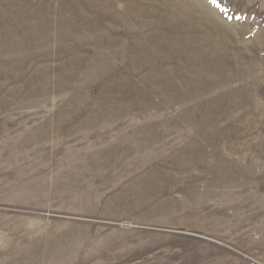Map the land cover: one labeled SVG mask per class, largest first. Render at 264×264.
Segmentation results:
<instances>
[{
  "label": "rangeland",
  "instance_id": "obj_1",
  "mask_svg": "<svg viewBox=\"0 0 264 264\" xmlns=\"http://www.w3.org/2000/svg\"><path fill=\"white\" fill-rule=\"evenodd\" d=\"M0 264H264V0H0Z\"/></svg>",
  "mask_w": 264,
  "mask_h": 264
}]
</instances>
